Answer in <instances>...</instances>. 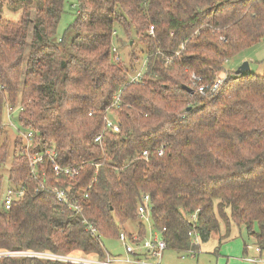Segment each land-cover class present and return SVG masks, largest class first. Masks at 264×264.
I'll return each instance as SVG.
<instances>
[{
    "label": "trees",
    "instance_id": "trees-1",
    "mask_svg": "<svg viewBox=\"0 0 264 264\" xmlns=\"http://www.w3.org/2000/svg\"><path fill=\"white\" fill-rule=\"evenodd\" d=\"M77 1L58 35L64 0H0V199L7 103L22 107L15 122L33 132V151L53 147L60 165L79 168L69 179L44 162L45 185L35 191L15 139L8 181L24 194L8 209L0 202V250L102 258L101 238L117 239L127 221L139 220L136 231L146 234L136 209L148 195V223L165 228L168 250L185 254L195 235L205 243L231 220L264 252V71L236 74L231 63L264 39V0ZM118 35L142 44L127 64L112 51ZM143 59V81H130ZM192 73L203 85L226 75L201 95L186 89H194ZM116 95L119 132H105L98 145ZM0 264L68 263L10 256Z\"/></svg>",
    "mask_w": 264,
    "mask_h": 264
},
{
    "label": "built area",
    "instance_id": "built-area-1",
    "mask_svg": "<svg viewBox=\"0 0 264 264\" xmlns=\"http://www.w3.org/2000/svg\"><path fill=\"white\" fill-rule=\"evenodd\" d=\"M149 34H152V29L149 30ZM112 51L114 54L117 53L115 47H112ZM147 60L143 59L138 66V69L130 75V81L139 82L143 81L144 73L146 71ZM225 77L217 78L211 85H203L201 84V78L196 74L192 73L190 75L191 85L194 87L193 92L196 91L201 95L214 93L221 83L224 81ZM3 89V86L0 85V90ZM120 101L119 96L116 95L114 97L113 103L104 110L103 123L101 132L96 135L94 138V142L98 145L102 144V138L105 132L118 133L119 132V123L117 121V117L113 113V109L119 107ZM22 110L20 105L12 106L10 104H6L4 107V117H3V126L10 125L12 126L18 133V136L23 141L24 154L26 156L29 168H30V176L37 183V187L35 191L40 190L44 187V171L41 170V166L44 162H47L55 174L65 175L69 179H73L79 171L78 167L75 166H62L57 161V154L53 147H46L40 151H33L34 145V134L31 130L21 131L15 122V117ZM161 151L158 152V155H161ZM98 165H96L97 167ZM24 194V190L10 183L5 189L3 194V199L1 201L4 209H8L12 203V201L16 197H21ZM55 196L59 202L68 205V208L74 209L77 213L81 211V206L77 204H72L68 201L67 194L63 189H55ZM148 195H144L137 206L136 214L141 222L143 220L148 221L151 205L149 204ZM190 220H195V214L189 216ZM85 222V221H84ZM87 229L91 234H96V229L88 222ZM146 230V234L150 235L151 238H144V236L140 237L138 232L127 234L124 231H120L118 234L117 240L122 243L125 251V255L121 256H112L105 252L102 258L97 256L85 255L81 252L74 253H55L50 251H33V250H0V257H10V256H24V257H36L51 261H59L68 264H161L163 253L166 250V243L163 238V228L161 231L154 230L151 225H149V229ZM193 243L198 244L199 239L195 235L193 238ZM191 254V252H190ZM195 255V253H192Z\"/></svg>",
    "mask_w": 264,
    "mask_h": 264
},
{
    "label": "rangeland",
    "instance_id": "rangeland-1",
    "mask_svg": "<svg viewBox=\"0 0 264 264\" xmlns=\"http://www.w3.org/2000/svg\"><path fill=\"white\" fill-rule=\"evenodd\" d=\"M77 10V0H64V11L57 26L58 35H61L67 25L74 20ZM118 37L120 40L119 42L115 43L114 46L117 51L121 54V57L124 59V62L127 64L129 61L130 51L139 50L142 44L139 43L137 40H134L130 43V45H127L126 37L119 35ZM244 60L248 61L250 67L246 72L259 75L263 73L264 39L261 40L258 44L245 49L242 53L232 59L231 63L234 66V70ZM17 137V131L12 126L5 125L3 138L4 141H6V143L8 144L9 151L7 161L4 165V168L2 169L4 183L1 190L0 202L3 199V194L5 192L6 187L8 185L10 186V182L8 181V170L14 153L15 139H17ZM138 223L139 220L127 221L124 224V232H126L127 234L134 233L137 230ZM144 223L148 230V221L145 220ZM228 228L225 224V221L220 220L218 231L213 232L207 242H198V244H194V240H191V247L189 248V250H187L185 254L166 249L163 253L161 264H249L244 260V258L247 256V254L248 256L255 254L254 249L257 246L255 245L254 239L248 238L246 229L243 224H236L230 220ZM254 231H259L257 226L254 227ZM144 238L149 239L151 238V236L146 234ZM101 240L104 254L105 252H107L112 256L121 257L125 255L122 243L119 242L116 238H101ZM247 246H249L250 248L247 249ZM77 252L80 251H72V253L74 254H76ZM192 253H195V255H193ZM86 255L94 256L92 253Z\"/></svg>",
    "mask_w": 264,
    "mask_h": 264
},
{
    "label": "crops",
    "instance_id": "crops-1",
    "mask_svg": "<svg viewBox=\"0 0 264 264\" xmlns=\"http://www.w3.org/2000/svg\"><path fill=\"white\" fill-rule=\"evenodd\" d=\"M250 247L247 246V249H249ZM254 255L251 256H247L244 258V260L249 263V264H264V254L261 250H259L258 247H256L254 249Z\"/></svg>",
    "mask_w": 264,
    "mask_h": 264
},
{
    "label": "water",
    "instance_id": "water-1",
    "mask_svg": "<svg viewBox=\"0 0 264 264\" xmlns=\"http://www.w3.org/2000/svg\"><path fill=\"white\" fill-rule=\"evenodd\" d=\"M64 65V63L62 64ZM249 63L247 60H244L235 70V73L238 74V73H243V72H246L248 69H249ZM190 93H192V89H189V88H186Z\"/></svg>",
    "mask_w": 264,
    "mask_h": 264
}]
</instances>
